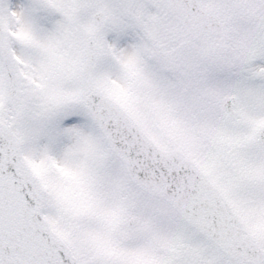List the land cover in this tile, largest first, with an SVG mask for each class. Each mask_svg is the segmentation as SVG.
I'll return each mask as SVG.
<instances>
[{
    "label": "snow or ice",
    "instance_id": "snow-or-ice-1",
    "mask_svg": "<svg viewBox=\"0 0 264 264\" xmlns=\"http://www.w3.org/2000/svg\"><path fill=\"white\" fill-rule=\"evenodd\" d=\"M0 264H264V0H0Z\"/></svg>",
    "mask_w": 264,
    "mask_h": 264
}]
</instances>
